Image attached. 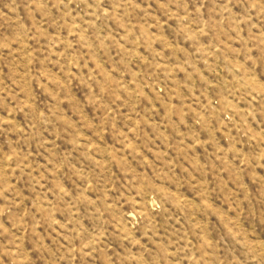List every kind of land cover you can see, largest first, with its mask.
Here are the masks:
<instances>
[{"label": "rangeland", "instance_id": "1", "mask_svg": "<svg viewBox=\"0 0 264 264\" xmlns=\"http://www.w3.org/2000/svg\"><path fill=\"white\" fill-rule=\"evenodd\" d=\"M0 264H264V0H0Z\"/></svg>", "mask_w": 264, "mask_h": 264}]
</instances>
